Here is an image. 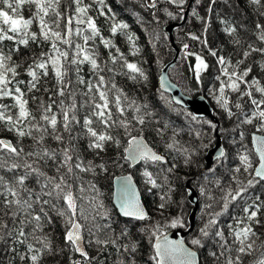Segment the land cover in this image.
Instances as JSON below:
<instances>
[{"label": "snow or ice", "instance_id": "6c2138e0", "mask_svg": "<svg viewBox=\"0 0 264 264\" xmlns=\"http://www.w3.org/2000/svg\"><path fill=\"white\" fill-rule=\"evenodd\" d=\"M203 2L141 5L156 25L162 16L183 20L191 9L201 29L184 33L195 46L183 43L182 59L197 84L215 68L209 95L234 126L206 123L239 146L235 159L227 146L217 148V167L207 168L211 177L199 185L201 225L186 241L163 229L192 231L171 178L179 179L181 163H198L199 146L181 143L182 129L118 83L124 77L142 89L149 80L145 62L129 59L141 52L129 24L107 0H0V264H139L145 238L151 264H202L199 252L209 247L212 264H264V199L253 194L264 190V0H243L248 15L237 0H207L201 15ZM233 13L250 24L237 23ZM214 22L223 44L209 39ZM159 39L151 35L154 50ZM175 87L167 75L159 78L157 92L172 111L183 103L165 96ZM126 168L136 169L148 192L161 193L160 219L146 210L133 173L116 175ZM113 185L114 202L106 203L103 189Z\"/></svg>", "mask_w": 264, "mask_h": 264}, {"label": "trees", "instance_id": "16d2710c", "mask_svg": "<svg viewBox=\"0 0 264 264\" xmlns=\"http://www.w3.org/2000/svg\"><path fill=\"white\" fill-rule=\"evenodd\" d=\"M107 2L109 5H111L113 11L116 13L117 18L120 21L128 23L130 26V31L134 32L139 37L138 45L141 49L140 55L137 57L129 56V59L143 60L145 62L144 68L149 76V80L147 82L146 87L142 89L139 84H135L134 82L127 80L124 77H118L117 78L118 83L120 84L121 87L125 88V90H127L130 94H136L138 92L140 96L145 97L150 105L155 106V110L157 113H159L162 121H168L172 123L176 128L182 129L181 136L179 137L181 143H183L185 146H189V145L193 147L199 146V155L196 157L198 163L193 164L191 167H185L181 163L176 173V176L179 177V179H176L175 177L171 178V182L176 189V191L172 193V195L174 199L183 202V207L185 209V218L188 221L193 209V206L190 204L188 200V195L186 194L188 191L186 186L189 180L192 181L191 185L195 188L196 192L199 195L200 204L196 217V223L194 228L195 231V229L201 225L200 218L203 215L201 210L203 209L205 202V197L200 195L199 185L206 183L204 180V175H208L209 177H211V174L207 173L205 169L204 159L207 151L216 142V133L212 132L209 129V126L206 123L207 120L199 119L200 122L193 121L191 119V116L189 115L191 114L190 111L182 109L176 105H174L176 110L172 111L169 107L167 100L161 99L159 93L157 92V89L159 87L158 76L161 69L176 56V50L173 44L171 43L170 38L167 36L165 32V28L167 25L180 23L182 22V20L180 19L174 20L166 16H162L161 23L156 25L151 23V16L149 11L145 10L141 6L142 0H107ZM237 2L239 3L241 11L244 12L245 15H248V10L245 9L243 0H237ZM206 3L207 0H204L203 4L200 7L201 15L205 14ZM218 10L221 13H224L226 11L223 5H220ZM233 16L237 23L243 22L245 24H250V19H245L244 16H242L240 13H233ZM141 18H143V20ZM102 21L103 18H101V22ZM200 29H201L200 23L192 19L191 9H190L186 24L182 28L175 29L174 31L175 45L181 50V53L175 69H172L170 71V77L175 83H177L180 86V88L185 94L191 97H198L201 95L206 96L214 108V114L217 122L214 121L213 122L216 123L218 125V128L220 129H224V128L231 129L234 126L233 123L227 120L226 118H224L223 113L218 109V106L216 105L215 101L209 95L210 89H212L216 84L214 80L215 68H212L209 73L205 74L202 83L197 84L188 67V62L182 59L184 56V52L182 50V44L187 42L195 46V42L186 39L184 37V33L188 31L199 33ZM105 34L107 35V33ZM152 34H159L160 36L159 41L156 43L155 50L153 49L152 44L149 43ZM165 34H166V38H165ZM209 39L210 41L215 40L217 44H223V41L226 39V37L220 34V25L218 24V22L213 23ZM117 43L121 47V49L127 53L128 45L125 42L124 37L122 36L118 37ZM101 51L104 52L102 46H101ZM226 51L228 52L231 51L230 45L226 46ZM208 59L212 61V58L209 57ZM85 71H87L86 67H85ZM254 71H258V69H255ZM177 72L183 73L185 78L181 80L177 76ZM21 78H26V77L22 76ZM165 96L169 97L166 94ZM197 131L203 133L201 139H197L195 137L194 133ZM225 135L226 134H219V136L222 138L224 142L225 147L227 146L228 151L232 154L233 159H235L234 153L236 150H238L239 146L238 144L232 145L230 141L225 139ZM209 140H211V144H209ZM203 144H209V146L207 148H204L202 146ZM245 144H247L249 148H252V145L249 142V138H247V136H246ZM52 146L55 147L54 142L52 143ZM214 167H217V163ZM224 171L225 169L223 168L219 169L217 175H219L221 172ZM129 172L133 173L134 178L137 184L139 185L140 190L143 193L144 202L149 210V213L153 215L154 219H160V217L156 214L155 205L159 201V196L161 193L158 190H153V192H148L142 180L140 179L139 174L136 172V169L132 170L131 168H126L124 172H121L119 169L115 170L116 175L127 174ZM208 186L211 187V184H209ZM262 191L264 190H259L258 187V190L255 191L253 194L261 195L262 199H264V195H262ZM103 192L104 195L108 198V200H106V203L109 202V200L113 201V186L111 187V189L105 187L103 189ZM111 206L112 205L110 204V207ZM238 211H239L238 208L230 209L232 215H235ZM222 220L225 222H231L227 215L222 217ZM134 224H137V222L131 221L129 223V228L134 233H136L137 230L135 228H132V225ZM178 229L179 228L177 229L165 228L163 229V231L167 233ZM182 230H187V229H182ZM260 230L264 231V229H260ZM194 231L186 237V241L191 239V236L194 233ZM139 242L141 245L138 253L139 264H151L149 260V257L152 254L150 244L148 243L146 238L140 240ZM211 250H212L211 247L200 250L199 255L202 264H212V258L209 255V252Z\"/></svg>", "mask_w": 264, "mask_h": 264}, {"label": "water", "instance_id": "95a60500", "mask_svg": "<svg viewBox=\"0 0 264 264\" xmlns=\"http://www.w3.org/2000/svg\"><path fill=\"white\" fill-rule=\"evenodd\" d=\"M190 3H191V0H190ZM189 11H190V8H187L185 11V19H183L182 22L167 25L165 28V31H166L168 37L171 40V43L173 44V46L176 50V56L161 69L159 76H158V86H159V78L163 75L168 76V83H175L170 77V71L173 69L172 65L176 66L177 61L180 57L181 50L178 47H176V45H175L174 31H175V29L182 28L186 24ZM165 94L168 95L170 98L171 97L181 98L183 101L182 105H176V106L190 111L192 115L197 116L199 119H210L214 122H217L215 114H214V108L206 96L201 95L198 97H191V96L185 94L178 84H177V87L170 89ZM218 147H225V145H224L222 138L219 136V134L216 133V142L207 151V153L205 155L204 162H205V169L206 170H207V168L214 167L216 165V163H217L216 157L218 155V151H217ZM134 182L136 183L137 190L141 192V200H142L143 204L145 205L146 210L149 212V210H148V208L144 202L143 193L140 190V187L137 184L135 178H134ZM191 183H192V181L189 180L187 182L186 187H187V189H191L192 193H194V195H191V196L188 195V200H189L190 204L193 206V209H192V212H191V215L189 218L190 225L192 226V231L178 229V230H173V231L167 232L166 234L168 235L169 239L176 240V239H182L183 238L186 240V237L194 231L195 223H196V217H197V213L199 210L200 200H199L198 193L196 192L195 188L191 185ZM114 191H115V185H113V193H114ZM113 202H114V195H113ZM199 260L201 261L200 255H199Z\"/></svg>", "mask_w": 264, "mask_h": 264}, {"label": "rangeland", "instance_id": "374dc122", "mask_svg": "<svg viewBox=\"0 0 264 264\" xmlns=\"http://www.w3.org/2000/svg\"><path fill=\"white\" fill-rule=\"evenodd\" d=\"M166 32V31H165ZM167 34V33H166ZM168 36V35H167ZM183 109V108H182ZM205 120H207V121H209L210 119H205ZM210 121H212V120H210ZM213 122V121H212Z\"/></svg>", "mask_w": 264, "mask_h": 264}]
</instances>
